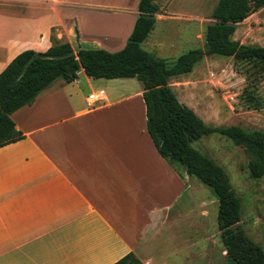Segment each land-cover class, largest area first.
Here are the masks:
<instances>
[{"label": "crops", "instance_id": "1", "mask_svg": "<svg viewBox=\"0 0 264 264\" xmlns=\"http://www.w3.org/2000/svg\"><path fill=\"white\" fill-rule=\"evenodd\" d=\"M102 1L0 0V73L18 54L43 53L52 40L74 52L121 50L139 0L136 9ZM77 81L53 80L10 115L24 138L0 147V264H114L130 253L152 264L155 247L168 243L189 245L195 257L203 223L191 213L198 206L205 216L206 205L191 178L156 152L142 86L114 100L99 89L102 104L76 111ZM136 100L141 132L132 137V119L123 128L112 109Z\"/></svg>", "mask_w": 264, "mask_h": 264}, {"label": "trees", "instance_id": "2", "mask_svg": "<svg viewBox=\"0 0 264 264\" xmlns=\"http://www.w3.org/2000/svg\"><path fill=\"white\" fill-rule=\"evenodd\" d=\"M156 0H139L137 16L125 46L114 53L102 49H78L52 40L43 53L31 50L18 54L0 73V147L24 135L10 115L29 104L37 93L59 78L73 82L81 70L91 79H136L142 86L146 132L159 156L208 187L218 203L217 227L226 258L232 264H264V249L246 237L238 225L241 201L230 189L223 170L191 147L203 136L217 134L243 146L249 154L248 173L264 176V131H244L236 126L206 125L191 109L181 104L167 81L188 74L205 56L232 57L238 61L264 63V46L232 40L235 27L264 0H218L205 30L203 48L188 50L173 64L141 48L155 24ZM236 225L235 228H232ZM114 264H141L131 253Z\"/></svg>", "mask_w": 264, "mask_h": 264}, {"label": "rangeland", "instance_id": "3", "mask_svg": "<svg viewBox=\"0 0 264 264\" xmlns=\"http://www.w3.org/2000/svg\"><path fill=\"white\" fill-rule=\"evenodd\" d=\"M110 3L116 0H103ZM218 0H156L157 14L153 31L147 43L141 44L168 65L191 49L203 48L206 27L213 23L211 13ZM129 9L135 0H117ZM102 11L103 15H109ZM121 15L131 16L128 13ZM232 40L243 45L264 46V7L252 12L235 27ZM82 73L74 84L75 104L78 110L87 109L84 97L89 92L103 89L109 100L133 94L141 87L136 79L87 81ZM178 101L191 109L206 125L216 127L236 126L244 131H264V63L238 61L232 57L205 56L188 74L167 81ZM141 101H129L112 111L122 115L114 121L132 134L141 132L139 116ZM110 110V109H109ZM108 110V111H109ZM128 117V118H127ZM132 117V118H131ZM136 118V119H135ZM137 121L138 125H134ZM130 122V123H129ZM136 123V124H137ZM144 131V127L142 129ZM136 140V138H133ZM142 137L139 138L141 141ZM191 147L219 166L225 173L230 189L241 201L240 226L243 234L264 249V176L253 179L248 173L249 154L243 146L217 134L203 136L191 142ZM180 169V166H177ZM198 200L203 199L207 214L200 216V208L192 209L191 217L202 225L201 238L190 256L189 245H158L154 249L152 264H232L225 256L217 227L218 203L212 191L195 178ZM191 181V182H192ZM211 237L209 243L208 239ZM201 241V242H200ZM151 259V258H150Z\"/></svg>", "mask_w": 264, "mask_h": 264}, {"label": "built area", "instance_id": "4", "mask_svg": "<svg viewBox=\"0 0 264 264\" xmlns=\"http://www.w3.org/2000/svg\"><path fill=\"white\" fill-rule=\"evenodd\" d=\"M105 93L103 90H98L96 92H91L86 97V106L92 108L96 105H100L105 101Z\"/></svg>", "mask_w": 264, "mask_h": 264}, {"label": "water", "instance_id": "5", "mask_svg": "<svg viewBox=\"0 0 264 264\" xmlns=\"http://www.w3.org/2000/svg\"><path fill=\"white\" fill-rule=\"evenodd\" d=\"M235 227H236V225H233V226H232V228H235Z\"/></svg>", "mask_w": 264, "mask_h": 264}]
</instances>
